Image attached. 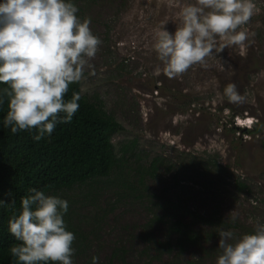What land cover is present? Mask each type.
Listing matches in <instances>:
<instances>
[{"label": "rangeland", "instance_id": "obj_1", "mask_svg": "<svg viewBox=\"0 0 264 264\" xmlns=\"http://www.w3.org/2000/svg\"><path fill=\"white\" fill-rule=\"evenodd\" d=\"M74 2L101 40L81 92L123 130L110 176L57 194L68 201L73 264H216L219 227L240 235L264 223V0H253L243 43L173 77L152 45L192 0ZM229 82L243 102L223 95Z\"/></svg>", "mask_w": 264, "mask_h": 264}, {"label": "clouds", "instance_id": "obj_2", "mask_svg": "<svg viewBox=\"0 0 264 264\" xmlns=\"http://www.w3.org/2000/svg\"><path fill=\"white\" fill-rule=\"evenodd\" d=\"M254 10L253 0L185 3L175 30L162 26L154 37L164 73L173 77L196 64L207 67L205 58L214 51L243 43V26ZM78 12L74 0H0V109L7 106L0 123L12 134L33 132L39 141L78 111L80 94L66 99V93L84 78L86 58L101 44L91 18ZM223 95L231 103L244 100L234 82L225 85ZM28 193L19 213L8 219V231L19 242L10 246L11 255L18 264H73L75 234L64 220L67 199L34 187ZM217 234L216 264H264V223L257 220L251 232L240 235L219 227ZM92 260L96 264L97 258Z\"/></svg>", "mask_w": 264, "mask_h": 264}, {"label": "trees", "instance_id": "obj_3", "mask_svg": "<svg viewBox=\"0 0 264 264\" xmlns=\"http://www.w3.org/2000/svg\"><path fill=\"white\" fill-rule=\"evenodd\" d=\"M74 92L80 94V100L71 122L58 123L50 136L39 141L33 140V132L12 134L0 123V200L6 203L0 205V264H18L9 251L19 242L8 231V219L19 213L21 197L29 194V188L57 195L61 190L110 176L120 161L112 136L123 130V125L101 104L82 94L80 82L69 85L66 99ZM6 107L0 109V120ZM157 160L151 164L153 170Z\"/></svg>", "mask_w": 264, "mask_h": 264}]
</instances>
